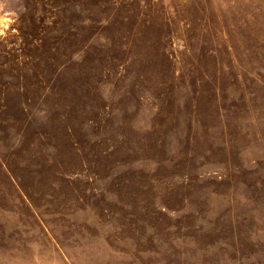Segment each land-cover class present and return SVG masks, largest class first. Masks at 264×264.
Segmentation results:
<instances>
[{
    "label": "rangeland",
    "instance_id": "1",
    "mask_svg": "<svg viewBox=\"0 0 264 264\" xmlns=\"http://www.w3.org/2000/svg\"><path fill=\"white\" fill-rule=\"evenodd\" d=\"M0 264H264V0H0Z\"/></svg>",
    "mask_w": 264,
    "mask_h": 264
}]
</instances>
